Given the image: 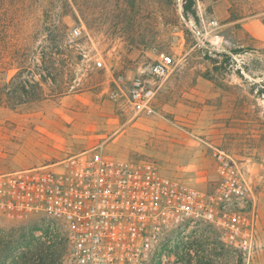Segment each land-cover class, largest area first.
Listing matches in <instances>:
<instances>
[{
    "label": "rangeland",
    "instance_id": "obj_1",
    "mask_svg": "<svg viewBox=\"0 0 264 264\" xmlns=\"http://www.w3.org/2000/svg\"><path fill=\"white\" fill-rule=\"evenodd\" d=\"M162 55L173 71L135 115L121 90ZM52 63L70 74L53 75ZM98 145L206 193L214 155L233 157L251 179L255 252L244 259L202 226L196 264H264V0H0V173ZM52 229L50 243L38 236ZM0 264H71L64 232L0 220Z\"/></svg>",
    "mask_w": 264,
    "mask_h": 264
},
{
    "label": "built area",
    "instance_id": "obj_2",
    "mask_svg": "<svg viewBox=\"0 0 264 264\" xmlns=\"http://www.w3.org/2000/svg\"><path fill=\"white\" fill-rule=\"evenodd\" d=\"M82 34L80 26L71 32L75 39ZM174 65L162 55L121 90L135 115L151 111ZM214 163L216 189L206 193L164 175L154 162L108 159L98 145L53 164L0 173V220L52 222L64 232L71 264H196L202 226L250 260L259 216L249 171L224 152ZM49 231L38 232L47 243L56 234Z\"/></svg>",
    "mask_w": 264,
    "mask_h": 264
},
{
    "label": "trees",
    "instance_id": "obj_3",
    "mask_svg": "<svg viewBox=\"0 0 264 264\" xmlns=\"http://www.w3.org/2000/svg\"><path fill=\"white\" fill-rule=\"evenodd\" d=\"M185 14L186 15H188L189 14V9L186 7L185 8ZM193 17H195V15L193 14ZM59 55V54H58ZM52 65L54 66L53 67V75H62V76H65V75H68V74H70L69 73V71L68 70H66V69H63V70H61V69H58L57 67H55V63H52ZM22 73L21 72H19L16 76H15V79L16 78H18V75H21ZM55 81H57L56 79H55ZM34 84H35V86H37V82H34ZM18 89H20V91H26V88H25V85H23V84H20V86H18V87H16L15 89H14V95H12V96H16V94H17V90Z\"/></svg>",
    "mask_w": 264,
    "mask_h": 264
},
{
    "label": "crops",
    "instance_id": "obj_4",
    "mask_svg": "<svg viewBox=\"0 0 264 264\" xmlns=\"http://www.w3.org/2000/svg\"><path fill=\"white\" fill-rule=\"evenodd\" d=\"M205 229L208 230L209 239H211L213 241L216 240V237H217L216 232L210 227H206Z\"/></svg>",
    "mask_w": 264,
    "mask_h": 264
}]
</instances>
